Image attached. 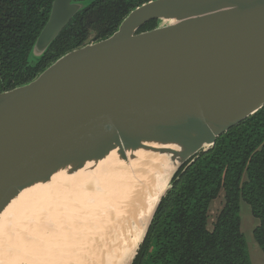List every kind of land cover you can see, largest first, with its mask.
Returning a JSON list of instances; mask_svg holds the SVG:
<instances>
[{
	"label": "water",
	"instance_id": "95a60500",
	"mask_svg": "<svg viewBox=\"0 0 264 264\" xmlns=\"http://www.w3.org/2000/svg\"><path fill=\"white\" fill-rule=\"evenodd\" d=\"M87 3L53 0L30 59ZM153 19L157 27L137 33ZM263 106L264 0L147 1L109 37L0 92V208L41 172L100 156L107 142L176 140L181 149L169 153L173 170L131 264L179 168Z\"/></svg>",
	"mask_w": 264,
	"mask_h": 264
},
{
	"label": "trees",
	"instance_id": "16d2710c",
	"mask_svg": "<svg viewBox=\"0 0 264 264\" xmlns=\"http://www.w3.org/2000/svg\"><path fill=\"white\" fill-rule=\"evenodd\" d=\"M53 0H0V92L29 83L65 53L112 35L135 7L150 0L88 2L31 60V48ZM144 23L137 33L158 26ZM131 264H253L240 230L239 201L250 205L254 238L264 253V106L187 160L170 181ZM224 204L209 223L210 204Z\"/></svg>",
	"mask_w": 264,
	"mask_h": 264
},
{
	"label": "bare ground",
	"instance_id": "6f19581e",
	"mask_svg": "<svg viewBox=\"0 0 264 264\" xmlns=\"http://www.w3.org/2000/svg\"><path fill=\"white\" fill-rule=\"evenodd\" d=\"M108 143L100 156L62 161L41 172L8 197L0 208V256L3 258L0 264H28L25 253L32 248L42 247L35 243L34 235L38 236L43 232L41 236L44 237V231H49L46 237L51 242L49 236L56 233L57 229L61 234L59 227H65L63 222H71L75 218L80 220L82 215L85 216L83 210H87L82 206L83 203L81 202L80 211H74L68 207L69 200L79 201L78 198H82L84 193L90 194V188H95L91 185H114L122 173L132 177H128L130 181H123L126 187L124 191V188L121 190L123 197L120 209L118 207L119 216L113 217L108 249L105 246L106 254L97 259L95 264H129L155 203L166 188V180L173 170L175 161L169 153L181 148L176 140L162 141L147 137L136 138L134 146L128 143ZM123 182L120 186L117 185L118 188L123 187ZM104 186L102 189L107 188ZM112 188L114 191L117 187ZM105 192L102 195L107 197V191ZM98 193L101 194L97 192V195ZM95 198L90 201L92 206L98 203ZM84 199L86 198L81 200ZM88 208L92 209L90 205ZM100 244L104 246L106 243ZM47 247H43L44 261L46 253L51 250L50 246ZM101 248L103 247H99L100 251Z\"/></svg>",
	"mask_w": 264,
	"mask_h": 264
},
{
	"label": "rangeland",
	"instance_id": "374dc122",
	"mask_svg": "<svg viewBox=\"0 0 264 264\" xmlns=\"http://www.w3.org/2000/svg\"><path fill=\"white\" fill-rule=\"evenodd\" d=\"M123 176L124 178H122ZM128 177H130V175ZM128 177L127 174L122 173L121 178L119 175L120 179L119 178L116 179L117 181L118 180L119 181L112 186L110 185V187L104 185L99 187V185L96 184H94L96 186L91 185V187L93 186L97 188V191L95 190V188L94 189L90 188V194L84 193L83 194L84 196L81 195L82 198H78L79 201L69 200L67 203L69 209L79 210V208H82L83 206L87 210V211L83 210L86 213L85 216L82 215L81 216L82 218H80V220L78 218H75L71 222L69 221L63 222L65 227L64 226L62 228L59 227V229H61L60 230L61 234L57 229L56 233L58 232L59 235L58 233L57 234L52 233V236L51 237L49 236V238H51L50 239L51 242H48L46 237L49 234V231H44V235H46L44 237L41 236L43 235V232H41L38 236L34 235L33 237L35 239V243H37V245H40L42 247L32 248L25 253V257L28 261V264H95L97 259H100L102 255L106 254L107 250L105 249V246L108 249L107 242L111 239L109 235L112 236V227H113L112 224L114 222V218L115 217L118 218L119 216V209L121 207V200L123 197L122 192L125 190L126 187L124 186L125 182L123 181L126 180L130 181L128 180L129 179ZM120 180H122V182L124 183L122 184L123 187H120L121 189L118 188V186H120L122 183ZM166 181L168 184V179ZM103 186L107 188L102 189ZM112 187L114 188L117 187V188L116 190L113 191ZM122 189L123 191H121ZM104 190L107 191V197L102 195L103 192L106 193ZM119 190L121 192H118ZM108 191H111L112 193L109 194ZM97 192H101V194L98 193L99 195H97ZM113 192L115 194H113ZM76 193L82 194L81 192H77V191ZM92 193H94L96 196H94ZM83 198L86 199H84L83 201L81 200ZM93 198H95L98 201V203L95 204L96 206H92L90 204V201ZM102 198L105 199L106 201H104ZM223 204H224L223 193H221L220 196L217 197L215 200H213L212 203L210 204V210H209L210 225L214 221L217 213L220 211ZM74 205H76L77 207ZM89 205L91 206L92 209L88 208ZM239 215H240V230L243 233L244 239L247 244V251L250 261L253 264H264V253L257 244L253 235V230L258 225L259 221L258 218L253 216L250 205L246 203L243 199H240L239 201ZM1 241L2 240H0V243ZM103 242L106 243L105 245L103 244L104 246L100 244ZM45 244L48 247L50 246L51 250H49V252L46 253L45 261H44L43 260L44 256H42V254L44 251L43 247L46 246ZM99 247H103V249L101 248L102 251H100ZM103 250L106 251L104 252ZM1 259L3 258H1L0 256V260Z\"/></svg>",
	"mask_w": 264,
	"mask_h": 264
}]
</instances>
